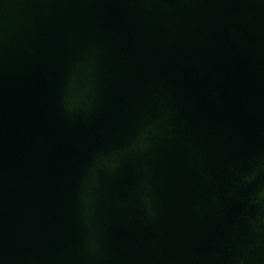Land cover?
<instances>
[{
	"label": "water",
	"instance_id": "obj_1",
	"mask_svg": "<svg viewBox=\"0 0 264 264\" xmlns=\"http://www.w3.org/2000/svg\"><path fill=\"white\" fill-rule=\"evenodd\" d=\"M0 264H264V0H0Z\"/></svg>",
	"mask_w": 264,
	"mask_h": 264
}]
</instances>
